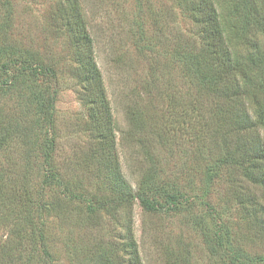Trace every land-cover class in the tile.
<instances>
[{
	"label": "rangeland",
	"instance_id": "374dc122",
	"mask_svg": "<svg viewBox=\"0 0 264 264\" xmlns=\"http://www.w3.org/2000/svg\"><path fill=\"white\" fill-rule=\"evenodd\" d=\"M181 2L79 0L114 124L107 147L94 138L76 45L60 16L70 6L5 0L0 44L16 45L23 57L32 51L52 71L0 88V108L30 128L37 166L30 169L33 153L28 159L21 140L0 151V195L10 178L15 194L9 219L0 216V264H130V234L144 264H264L249 262L264 255L263 229L233 203L229 173L215 171L209 140L197 137L201 96L183 53L201 39ZM46 96L51 102L41 111ZM79 157L84 169L74 166ZM116 159L135 189L141 176L156 178L142 194L160 210L119 201L101 166L115 168ZM259 189L255 198L263 200ZM27 190L30 205L21 198ZM29 217L34 224L24 227Z\"/></svg>",
	"mask_w": 264,
	"mask_h": 264
},
{
	"label": "trees",
	"instance_id": "16d2710c",
	"mask_svg": "<svg viewBox=\"0 0 264 264\" xmlns=\"http://www.w3.org/2000/svg\"><path fill=\"white\" fill-rule=\"evenodd\" d=\"M182 1L198 26L201 39V45L195 47L192 53H183L201 96L202 106L196 117L200 125L197 137L200 141L209 140V144H204L207 147V159L215 171L224 168L229 173L233 203L244 206L245 214L251 216L254 224L261 226L264 231V199L255 198L254 191L264 188V0ZM4 2L5 0H0V10ZM65 2L70 6L71 12L63 6L59 8L60 16L76 45V58L81 64L80 75L85 81L83 97L90 102L92 132L98 143L112 146L114 124L110 104L93 55L85 15L81 12L79 0ZM0 62V73L6 74L4 78L0 76L2 89L8 87V82L11 87L22 85L24 79L31 83L36 70L45 74L52 71L50 67L37 62L32 51L26 50L23 57L17 46L10 43L0 44ZM42 102L41 111L48 108L51 99L46 96ZM30 137V128L18 122L12 112L0 108V151L6 150L9 143L21 140L26 144L24 150L28 159L31 151L33 153L30 169L35 170L37 166L33 157L36 156V150H31L34 140ZM49 152L53 154V148ZM200 153H205L202 146ZM117 160L115 168L110 161L101 166L107 168L112 175L120 195L119 201L131 204L139 199L145 210H160L142 194V189L155 182L156 178L141 176L135 189ZM74 166L84 169L86 160L79 157ZM56 173L55 171L51 175ZM12 181L13 178L7 180L0 195V216L5 211L6 219H9L15 195L10 190ZM71 191L73 196L78 197L80 194L73 188ZM27 193L30 192L27 190L25 195ZM21 198L29 205L33 204L29 195ZM40 208L42 209L41 204ZM25 223L24 227H29L34 221L29 217L25 218ZM38 234L42 240L41 226ZM128 240L130 264H144L139 245L132 234ZM118 244L115 241V247ZM47 253L49 256V252ZM253 255L249 262L264 261V255Z\"/></svg>",
	"mask_w": 264,
	"mask_h": 264
}]
</instances>
